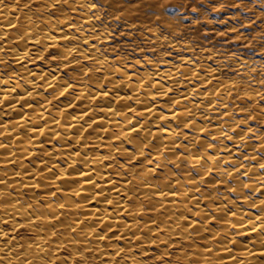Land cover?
<instances>
[{
  "label": "clouds",
  "instance_id": "1",
  "mask_svg": "<svg viewBox=\"0 0 264 264\" xmlns=\"http://www.w3.org/2000/svg\"><path fill=\"white\" fill-rule=\"evenodd\" d=\"M0 264H264V0H0Z\"/></svg>",
  "mask_w": 264,
  "mask_h": 264
}]
</instances>
